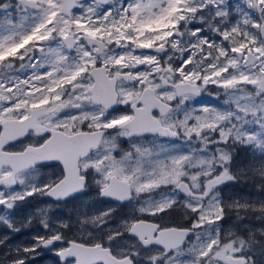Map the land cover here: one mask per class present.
Wrapping results in <instances>:
<instances>
[{
  "label": "snow or ice",
  "instance_id": "6c2138e0",
  "mask_svg": "<svg viewBox=\"0 0 264 264\" xmlns=\"http://www.w3.org/2000/svg\"><path fill=\"white\" fill-rule=\"evenodd\" d=\"M0 229V264H264V0H0Z\"/></svg>",
  "mask_w": 264,
  "mask_h": 264
},
{
  "label": "flooded vegetation",
  "instance_id": "af4514ba",
  "mask_svg": "<svg viewBox=\"0 0 264 264\" xmlns=\"http://www.w3.org/2000/svg\"><path fill=\"white\" fill-rule=\"evenodd\" d=\"M206 94H204L202 97H198L197 100L200 99V98H203ZM121 110H123L122 106H121ZM18 147H20V146L17 145V148ZM121 147L126 150L128 148L127 142L126 141L122 142L121 143ZM240 155L243 156L244 153L241 152ZM45 172L47 174V173L50 172V170H45ZM223 194H224V196L226 198L229 197V196L240 197V198H249V197L255 198L257 196L256 189L254 187H251V184H245V183L229 185L227 188L224 189V193ZM88 198H91L89 200L93 202L94 198H93L92 194L90 193V194H88L86 196L81 197L77 201H70L69 203L81 202L82 200L88 199ZM51 202H52L51 198H48V197H41L39 195H36L34 197H29L22 204L30 203L29 207L31 208V210L27 209V205H23V206L19 207L18 213L22 214V211L24 213H27V214L29 213L30 216L32 217V223L29 226H31L33 224L38 225L36 207H38V205L40 203H42V204H50ZM101 206L107 207L108 205H101ZM125 211H127V210H125ZM233 221H234V217L229 215V217L225 220V226L227 227L228 225L232 224ZM163 222L169 223V224H180V225L186 224V221H185L184 216H183V210L177 208V209L171 211L170 213H168L167 215L164 216ZM24 224H25V222H24ZM25 227H28V225L25 226ZM27 231L28 230H26V232ZM31 231L32 232H30V233L34 234L33 229H31ZM75 232H76V229L73 228V231L72 232H68L67 234H68L69 237H71L72 233H75ZM38 253H40V255H39L40 257L33 259L34 261H32V263H34V262L35 263H39V262L47 261V262H49L51 264H58V258L55 256L54 251H51V250H48V249H45V250L44 249H38Z\"/></svg>",
  "mask_w": 264,
  "mask_h": 264
},
{
  "label": "rangeland",
  "instance_id": "374dc122",
  "mask_svg": "<svg viewBox=\"0 0 264 264\" xmlns=\"http://www.w3.org/2000/svg\"><path fill=\"white\" fill-rule=\"evenodd\" d=\"M213 92H215V89H212ZM200 104H219L220 102L218 100L215 99L214 95H209L206 94L203 98L198 99ZM199 106V104L197 105ZM88 199H84L81 202H74V203H68L67 205L61 204L59 209L53 208L49 211V216L52 219L53 223L55 224L56 220L59 219H65V220H70V221H75L76 216H75V211L77 208H80L81 210H88V211H93L94 209L91 207V204L93 203L92 201H90ZM23 205H27V209L31 210L30 203H24L18 206L16 212L14 213L16 222H17V226L21 227V231L18 234H12L11 236V241L10 243L15 246L17 244H31L32 241V237L34 235H44V229L42 228V226L39 223V215H38V209L43 208V207H47L49 204H42L40 203L38 205V207H36V214H37V218H38V225L33 224L31 226L28 225V227L23 226L24 222L27 220L28 217H31L30 214L28 213L27 217H24L23 214L18 213L19 207L23 206ZM97 209L99 208H104V206L101 205H97L96 206ZM17 213V214H16ZM75 228V227H74ZM31 229H33L34 234H31L30 232ZM26 230H28L26 232ZM4 230L0 229V234H3ZM74 233H72L73 235ZM43 252V251H42ZM40 253L35 257L38 258ZM32 261L34 260H30V264H51L47 261L45 262H39V263H32Z\"/></svg>",
  "mask_w": 264,
  "mask_h": 264
},
{
  "label": "trees",
  "instance_id": "16d2710c",
  "mask_svg": "<svg viewBox=\"0 0 264 264\" xmlns=\"http://www.w3.org/2000/svg\"><path fill=\"white\" fill-rule=\"evenodd\" d=\"M251 187H253V186L251 185Z\"/></svg>",
  "mask_w": 264,
  "mask_h": 264
}]
</instances>
